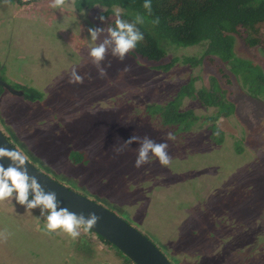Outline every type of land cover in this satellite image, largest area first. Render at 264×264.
I'll return each instance as SVG.
<instances>
[{"label":"rangeland","instance_id":"1","mask_svg":"<svg viewBox=\"0 0 264 264\" xmlns=\"http://www.w3.org/2000/svg\"><path fill=\"white\" fill-rule=\"evenodd\" d=\"M51 2L0 0L1 81L27 95L3 91L0 118L12 130L4 133L26 144L57 182L129 212L140 226L122 218L172 264H264V99L219 58L216 65L185 63L202 58L205 44L169 47L158 64L109 52L100 77L88 54L99 41L88 29L108 27L114 17L101 21L107 10L100 6L78 11L76 0L62 8ZM261 32L256 47L235 35L234 50L264 69V24ZM174 60L169 71L157 69ZM73 67L83 83H69ZM214 82L234 106L230 116L184 97L177 110L192 112L194 123L165 125L162 112L184 86L210 92ZM133 135L166 142L171 163L152 156L135 167L138 143L124 146ZM79 158L82 164H71ZM5 231L0 264H132L90 230L76 239L47 232L40 208L28 210L14 197L0 201Z\"/></svg>","mask_w":264,"mask_h":264},{"label":"trees","instance_id":"2","mask_svg":"<svg viewBox=\"0 0 264 264\" xmlns=\"http://www.w3.org/2000/svg\"><path fill=\"white\" fill-rule=\"evenodd\" d=\"M10 1L22 4V0ZM144 2L145 0H76V8L83 11L96 6L103 7L107 10L101 14L104 20L114 17V6L123 10L121 18L129 22H133L137 15L142 16L144 23L137 24V27L144 39L129 54L155 64L167 57L169 47L205 44L202 58H187L185 63L196 67L208 61L216 65L215 59L219 58L230 66L235 75L242 78L252 96L264 99V69L252 61L239 58L234 50L235 35L248 47L263 43L261 26L264 24V0H151L150 15L143 8ZM157 18L159 23L154 24L153 21ZM114 19L108 22V26H115ZM176 61L161 64L157 69L169 71ZM218 71L222 72V69L219 67ZM213 85L210 92H195L193 83L184 86L176 101L167 105L162 112L165 125L182 126L185 130L189 125L182 124L194 123L196 117L192 112L177 110L178 101L184 97H195L204 106L217 107L224 116H230L234 106L216 91L215 82ZM1 91L0 86V95ZM29 198L32 199L31 196ZM95 235L103 244L126 258V261L132 262L111 243Z\"/></svg>","mask_w":264,"mask_h":264},{"label":"clouds","instance_id":"3","mask_svg":"<svg viewBox=\"0 0 264 264\" xmlns=\"http://www.w3.org/2000/svg\"><path fill=\"white\" fill-rule=\"evenodd\" d=\"M65 4L66 0H52L49 6L62 8ZM143 8L150 15L151 0H145ZM113 10L114 27L88 29L91 40L99 41L89 49L88 54L100 77L106 75V69L102 66V62L109 52L122 61L144 39L143 33L137 27V24L144 23L142 16L137 15L133 22H129L121 18L123 10L120 7L114 6ZM99 19L103 21L104 17L101 16ZM153 23L158 24L159 19L157 18ZM101 36H104L102 41L100 40ZM69 83H83V77L78 74L76 67L70 70ZM167 138L172 140L174 136L172 133H168ZM134 142L139 145L136 149L135 167L140 168L149 163L152 156L157 158L161 166L166 167L171 163L172 157L169 155V146L166 142L158 143L148 136L141 138L133 135L124 142V146H129ZM4 158H7L10 163L7 168L0 164V201L14 197L17 203L25 206L28 210L40 208L41 217L46 220L47 232L62 230L72 239L80 236L81 229L88 232L96 226L100 217L94 212L88 213L85 217L83 213L77 214L70 212L66 207H61L56 192L46 191L37 177L29 174L27 167L29 158L24 151L0 146V160ZM30 195L32 199H29ZM8 236L9 233L6 231L0 232V241H6Z\"/></svg>","mask_w":264,"mask_h":264},{"label":"water","instance_id":"4","mask_svg":"<svg viewBox=\"0 0 264 264\" xmlns=\"http://www.w3.org/2000/svg\"><path fill=\"white\" fill-rule=\"evenodd\" d=\"M0 84L5 86L7 91L12 94H22V92H16L6 83L0 82ZM13 137L16 139V136ZM23 145L27 148L26 144ZM0 146L17 149L1 128ZM9 163L10 161L7 158L0 160V164H3L5 168L9 166ZM27 167L29 174L36 176L46 191L56 192L61 207H66L70 212L77 214L83 213L85 217L90 212H94L99 216L98 223L91 231L115 246L134 264H172L149 238L124 220L120 214L112 212L105 205L92 201L57 182L47 172L45 173L34 166L30 158Z\"/></svg>","mask_w":264,"mask_h":264},{"label":"flooded vegetation","instance_id":"5","mask_svg":"<svg viewBox=\"0 0 264 264\" xmlns=\"http://www.w3.org/2000/svg\"><path fill=\"white\" fill-rule=\"evenodd\" d=\"M0 82H2L1 81V75H0ZM3 83H5V82H3ZM0 86L2 87V91H1V95H0V97L2 96V94H3V91L5 90V91H7V89L5 88V86H3V85H1L0 84ZM19 92H22V94H24V96L26 95V92H24V91H19ZM21 94V95H22ZM27 96V95H26ZM0 128L2 129V131L3 130H5L6 132H12V130L11 129H9L8 127H7V125H6V123L3 121V119L2 118H0ZM8 130V131H7ZM5 131H3V132H5ZM8 138L10 139V141L13 143V145L17 148V149H19V150H22V151H24L26 154H27V156H28V158H30V160H31V162L32 163H34V164H36V165H38V167H40V168H42V171H44L45 170V172L47 171V172H49V170H48V168H46V166H45V164L42 162V161H40V159L39 158H37L34 154H32L30 151H29V149H27L24 145H23V143L17 138V139H14V137H13V134L11 133V135L10 136H8ZM70 161V163L72 162L71 160H69ZM71 164H73V165H77V164H82V160L81 159H78V160H73V162L71 163ZM56 178H58L57 176H55ZM58 179H60V178H58ZM62 182H66L64 179H60ZM66 183H71V182H69V181H67ZM73 185H75L74 183H72ZM63 185V184H62ZM65 186V185H64ZM76 186V185H75ZM67 187V186H66ZM76 188H78V189H81V188H79L78 186H76ZM71 189V188H70ZM83 190V189H82ZM87 191V190H86ZM86 194H91L90 192H88V193H86ZM102 195V194H101ZM90 197L92 198V199H90V200H92V201H95V202H97V203H100V204H102V205H105L106 207H109L108 205H107V203H106V201L105 200H102V198H100V197H98V196H95V194L93 195V194H91L90 195ZM116 206V207H115ZM114 207H109V208H111L112 209V211L114 212V213H117V214H120V215H123V216H126V218H128V219H130L133 223H135V224H137V225H139L140 226V224L138 223V222H135L131 217H132V215L128 212H126V211H120L121 209L120 208H117V205H115ZM120 206V205H119ZM110 209V210H111ZM120 209V210H119Z\"/></svg>","mask_w":264,"mask_h":264}]
</instances>
